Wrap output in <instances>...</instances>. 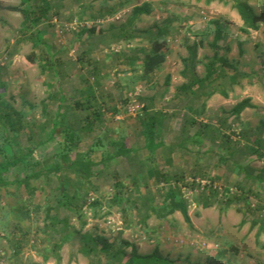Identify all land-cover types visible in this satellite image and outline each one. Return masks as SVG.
Masks as SVG:
<instances>
[{
  "label": "rangeland",
  "instance_id": "rangeland-1",
  "mask_svg": "<svg viewBox=\"0 0 264 264\" xmlns=\"http://www.w3.org/2000/svg\"><path fill=\"white\" fill-rule=\"evenodd\" d=\"M48 1V9L42 0L31 2L37 9L45 7L47 16L36 28L29 29L21 11L26 8L22 0H0V159L19 157L29 148H35L29 158L33 167L48 169L61 163L59 156L65 144L66 126L75 131H81L84 126L85 114L76 109L75 103H87L91 88L97 96L95 102L106 108L105 120L96 123L89 133L80 132L82 139L71 160L77 154L84 157L94 149L90 157L99 162L103 153L112 149L111 142L115 140H124L127 146L141 151L144 141L139 135L138 118L143 107L172 115L164 123L158 140L167 145L176 144L182 139L181 127L186 115L196 119L190 134L209 128L207 133H211L205 137V146L189 145L190 149L199 151L193 155L175 151L173 166H168V155L159 149L154 164L167 171L173 167L182 171L187 184L192 183L194 174L203 171L208 178L198 175L196 181L208 187L215 180L219 199L241 195L245 190L249 191L248 200L228 208L220 203L203 208L199 202L202 187L198 185L193 190L189 185L183 186L182 199L188 206L192 225L185 222L180 212L163 220L152 216L142 225L139 216L142 213L138 215L131 207L125 218L123 208L113 205L111 200L118 190V182L129 183L127 178L117 175L130 168L123 159L110 162L106 174L95 178L87 198L98 199L100 205L87 206L82 217L58 209L60 195L54 176L32 182L37 192L31 203L23 188L3 187L0 188V264H91V257L80 251L78 232L101 236L112 243L126 241L141 254L158 248L161 255L173 259L175 264H207L220 252H224L221 264H264V233L257 236L260 224L251 228L253 221L264 218V159L246 150L244 155L232 157L226 145L227 142L234 149L245 143L255 145L253 141L259 130L264 144V26L258 32L243 33V22L231 2ZM145 3L151 6L150 15L133 19V9ZM249 3L260 13L264 0ZM12 7L19 10H10ZM212 20H220L228 28L218 55H225L243 77L228 90L229 97L215 94L205 102L195 103L197 111L205 105L203 114H195L186 108L188 99L179 90L190 80L185 76L184 59L189 57V48L197 44L195 73L204 77L205 63L216 53L209 45L213 35H204ZM166 21L171 22L164 42L166 61L159 71L143 78L142 60L151 44L135 36L115 39L113 35L134 34L162 26ZM90 29L95 31L92 33ZM36 32L42 36V43L37 40ZM227 70L229 74L234 73L232 69ZM247 98L252 99L255 108L246 109L239 118L231 115L234 106ZM61 100L60 127L51 139L52 121L59 112ZM204 125L208 126L206 130ZM140 155L148 159L147 151L142 150ZM99 171L101 167L95 168V172ZM27 173L23 166H18L9 171L6 180L22 178ZM130 190L124 189L127 194H131ZM152 191L156 205H161V193L155 188ZM27 204L30 219L18 215V209ZM248 204L253 208L260 206L262 210L251 214L247 212ZM48 209L53 216L58 213L60 219L70 217L72 237L56 254V243L46 228ZM244 219L246 223L242 225ZM21 229L29 233L23 249L14 256L11 237ZM127 251L130 253L132 248L128 247ZM101 260L104 262L102 256Z\"/></svg>",
  "mask_w": 264,
  "mask_h": 264
},
{
  "label": "trees",
  "instance_id": "trees-1",
  "mask_svg": "<svg viewBox=\"0 0 264 264\" xmlns=\"http://www.w3.org/2000/svg\"><path fill=\"white\" fill-rule=\"evenodd\" d=\"M33 0H22L23 4L26 5L25 9L21 11L26 17L28 22V28H36L41 20L47 16L45 7L49 8V1L42 0L45 7H33L31 4ZM201 1V0H199ZM206 4H211L212 2H224L232 3V7L237 11L240 16L243 26L242 32L245 34H250L252 31H260L264 26V5L261 6L260 13H257L254 8L249 3L250 0H204ZM0 6L1 3H0ZM10 10H19L16 7L10 8ZM39 13L36 14V13ZM151 6L149 3H145L141 6H136L133 9V19H138L143 15H150ZM171 26L170 21H166L162 26H155L151 29L141 30L134 34H129L126 32L118 33L113 35L115 39L119 38H133L134 36L146 40L151 44L149 51H146L144 58L142 60V73L143 78H148L155 72L159 71L166 61V53L164 52V47L166 38L169 35V29ZM209 29L204 31V35H213V40L209 44L214 50L215 55L212 58H208L205 63V75L203 78L198 77L195 73V67L197 64V44L194 47L189 48V57L184 59L185 62V76L189 77L188 83L183 84L179 90L187 97L188 106L186 107L189 111L195 114H203L205 105H202V110H195L194 106L200 100H209L215 94H219L223 97H229V89H233L235 85L238 84L240 76L243 77V73L238 71V69L233 66L225 55H218L220 43L226 41L228 28L220 20H212L208 24ZM95 29H90V32H94ZM37 40L43 42L42 36L36 32ZM118 36V37H117ZM203 42V41H202ZM202 44V43H201ZM243 50H240V54ZM227 69H232L233 74H229ZM89 99L87 103L76 102V109L80 110L85 114L83 117L84 126L81 131H75L71 127L66 126V137L65 144L61 147L60 159L61 163H56L48 169H37L30 165L29 158L33 155L34 149L29 148V150L19 157L12 159H0V188H6L9 186H16L18 189L23 188L28 197L29 201L32 202L34 196L36 195L37 188L32 184L33 181L38 180L42 177L54 176L58 180V192L60 199L58 202V209H64L68 213L75 214L78 217H82L84 209L87 206H98L100 201L98 199L92 198V201L87 198L90 193L89 188L94 187L95 178L102 176L106 173L108 164L110 162L116 161L117 159H123L128 162L129 169H124L123 172H119L118 177L127 178L128 184L124 182H118V190L112 197V203L115 206H120L123 208L124 216L127 218L128 211L131 207L137 210V214H141L140 223L145 225L147 220L152 216H156L158 219H167L169 216L176 212H180L184 217L185 222L188 225H192L191 219L188 214V206L182 199L183 186L187 187L189 185L190 189L195 190V188L202 187V192L200 198V204L203 208H210L215 204H223L224 208H228L232 205L239 204L242 201H247V192L243 190L241 195L230 196L225 199H219L217 187L214 186L215 180H211L208 187L204 185L201 186L200 182H197V176H201L202 179L208 178L207 174L200 171L193 176V181L191 184H187V180L182 171L173 167L171 171L164 170L157 165H155V158L157 151L159 149L165 155H171L175 151H182L187 154H197L199 151H194L189 148V145L203 147L205 146V137H208L211 132L208 126L204 125V129L208 128L207 131L203 129L196 130L193 134L189 131L192 130L196 124V119L194 117H183L184 124L182 123L181 133L182 139L178 143H171L170 145L165 144L164 141L158 140L159 133L164 129V123L167 120L172 119V115L165 114L163 112H153L149 108L143 107L142 113L139 114L138 122L140 126L139 135L143 139V149L148 152V159L146 157H141L139 148H132L126 145L124 140H115L111 142L112 149L106 151L102 155V159L99 162L93 161L90 157V153L94 149H90L86 153V157H82L77 154L75 160H71V154L77 149L79 142L82 139V133L91 132L93 126L96 123H103L105 120V106L96 103L97 96L95 91L90 88ZM63 100V99H62ZM58 104L59 112L53 119V127L51 129V139L54 138L57 129L60 127L61 110L63 101ZM61 104V105H60ZM248 108H255V105L251 103V99L247 98L239 102L231 110V115L239 118L241 114ZM205 129V130H206ZM206 135V136H205ZM228 140H230L228 138ZM255 145L244 144L243 147H238L234 149L231 144L226 145L229 150V155L232 157L244 155L246 150L250 155L257 156L258 158L264 159L263 153V139L262 130L258 131L256 138L253 141ZM42 144H44L42 142ZM110 144V145H111ZM230 146V147H229ZM221 162L223 159L220 158ZM124 161V162H125ZM167 164L171 166L172 160L168 157ZM154 165V166H153ZM23 166L28 173L18 179L12 181L6 180V176L12 168ZM36 166V165H34ZM101 167L102 171L95 172V168ZM242 168V167H240ZM124 175V176H123ZM258 178V177H256ZM260 180V179H259ZM202 181V180H201ZM125 187L131 188L130 193H125ZM124 188V189H123ZM153 188L159 193L163 198L161 205H156L155 198L156 195L152 191ZM144 189V190H143ZM242 190V189H240ZM228 192V190L226 191ZM128 196H127V195ZM28 204L24 207L18 209V215L20 217H26L30 219V212L28 209ZM41 208V207H38ZM262 207L253 208L248 204L247 212L254 214L260 212ZM37 212V210H35ZM240 212L244 213L242 209ZM246 216V214H244ZM124 218V220H125ZM46 219L49 224L46 225L47 230H49L50 238L55 241V254L57 250L62 248V246L72 237L69 232L70 228V217H65L60 219L58 213L52 215L51 210L46 211ZM246 220L244 219L241 224L244 225ZM258 224L259 230L257 236L260 237L264 233V218L261 220H255L251 224V228H255ZM85 225V224H84ZM29 230L21 229L19 232L15 233L11 237V244L14 250V256L19 255L21 249H23V241L28 235ZM79 235L80 251L88 257H91V264H175V261L169 257H164L160 254L158 248L153 252L147 254H141L137 251V248L126 242L122 241L119 243H112L107 238L97 236L91 233H76ZM131 247L132 251L128 253L127 248ZM101 256L104 258V262L101 260ZM224 257V252H220L218 257L210 259L209 264H221V259ZM207 263V264H208Z\"/></svg>",
  "mask_w": 264,
  "mask_h": 264
},
{
  "label": "crops",
  "instance_id": "crops-1",
  "mask_svg": "<svg viewBox=\"0 0 264 264\" xmlns=\"http://www.w3.org/2000/svg\"><path fill=\"white\" fill-rule=\"evenodd\" d=\"M251 103H253V101H252V99H251ZM174 153H172L171 155H169L168 157L172 160V164H171V166H173V157H172V155H173ZM168 157H166V162H167V158ZM169 166V165H168ZM147 254V253H146Z\"/></svg>",
  "mask_w": 264,
  "mask_h": 264
}]
</instances>
